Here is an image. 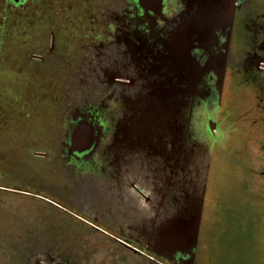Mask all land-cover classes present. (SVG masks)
Returning <instances> with one entry per match:
<instances>
[{
    "label": "flooded vegetation",
    "instance_id": "1",
    "mask_svg": "<svg viewBox=\"0 0 264 264\" xmlns=\"http://www.w3.org/2000/svg\"><path fill=\"white\" fill-rule=\"evenodd\" d=\"M81 2L0 0V39L20 28L28 69L62 67L54 110L62 114L52 115L68 172L108 182L129 207L169 213L140 245L116 242L151 262L165 245L173 264H197L210 185L231 137L233 88L242 82L259 92L250 107L262 109L258 134L245 137L232 171L264 203V0H111L99 16L83 15ZM81 17L87 25L70 67L60 33ZM27 242L30 264H73Z\"/></svg>",
    "mask_w": 264,
    "mask_h": 264
},
{
    "label": "rangeland",
    "instance_id": "2",
    "mask_svg": "<svg viewBox=\"0 0 264 264\" xmlns=\"http://www.w3.org/2000/svg\"><path fill=\"white\" fill-rule=\"evenodd\" d=\"M109 1L86 0L79 8L83 15L90 9L99 16L97 8ZM82 18L60 33L66 35L70 67L75 66L74 55L87 25ZM33 26L38 35L41 25ZM20 32L14 28L9 41L0 39V264H30L25 257L31 244L27 241L48 247L59 260L68 258L73 264H173L165 245H157L151 262L116 242L123 237L140 245L138 238L155 236L153 224L168 212L129 207L108 182L68 172L71 168L55 146L56 116L62 114V106L60 112L54 110L61 96L57 85L62 67L28 69L22 62L26 59L20 60L26 49L19 42ZM233 94L231 137L210 185L211 218L202 228L197 264H264V203L232 171L245 137L258 134L262 107L261 103L250 107L259 92L247 82L236 85ZM48 135H53V144Z\"/></svg>",
    "mask_w": 264,
    "mask_h": 264
}]
</instances>
